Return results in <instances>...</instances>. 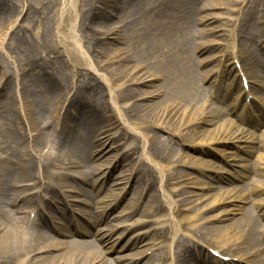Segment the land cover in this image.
I'll use <instances>...</instances> for the list:
<instances>
[{
  "label": "bare ground",
  "instance_id": "6f19581e",
  "mask_svg": "<svg viewBox=\"0 0 264 264\" xmlns=\"http://www.w3.org/2000/svg\"><path fill=\"white\" fill-rule=\"evenodd\" d=\"M67 1L71 8L62 11L55 22L56 31L50 39L44 32L31 34L28 26L15 27L16 21L11 26V29H15L10 31V35L9 31L0 29V58H5L14 68L12 75H4L0 79V96L3 95V104L0 103V106L2 113H5L0 122L4 128L3 135L0 133V145L1 148L8 149L6 156L0 158V188L2 185L4 189L8 186L4 184L7 164L10 166L12 187L11 201L8 204L11 210L0 209V264H106L100 250L85 249L86 241L61 242L44 235L40 227L48 223V227L59 236L55 231L59 227L62 235L69 236L70 233L78 237L90 236L95 242L111 245V250H114L115 243L121 237L115 238L112 243L113 231L105 233L104 229H94L101 225L102 219L107 218L115 207L114 194L100 198L99 189L110 179L116 168L121 169L123 176L116 179L115 186L119 187L120 183H124L123 180L128 185L129 180L132 181L136 186L133 190L135 204L140 202L143 193L148 195L146 205L138 214L140 217L147 216L150 223L160 225L161 228L152 230L156 233L149 240L150 247L133 253L129 264H140L145 257L151 256L147 264H165L166 261L163 260L167 256L172 261L170 264H211L204 260L206 256H203L202 261L182 259L181 253L188 254L196 245L218 251L224 257H229L231 263L234 259L238 260V264L242 261L249 263L251 258L264 256V201L254 206L256 217H242L225 227L209 226L214 222L229 221V217L240 210L236 208V204H245L247 199L237 191L227 190L222 195L214 194L206 199L204 195L192 193L190 197L195 196L196 199L174 201L171 196L180 193V188L171 187V192L167 193L160 186L165 184L164 186L169 187L173 185L172 180L180 184L179 179L186 175L178 171L179 166H195L202 171L211 172L215 165H194L190 155L175 153L169 143L161 140L157 134V131L168 134L170 142L173 137L181 136L177 133L180 129L194 127L186 137L192 143L189 147H196L197 151L210 146H225L224 144H231L238 149L240 147L237 145L254 144L258 136H249L247 130L241 129L232 120L220 121L214 130H204L205 133L202 134H199L198 128L201 125H211L221 114H225L221 109H209L212 104L206 98L209 96L216 102L222 101L218 92L222 79L230 76H240V79L243 75L249 80L250 88L255 84L261 90L264 89L261 74L257 69L250 68L256 67L259 59L254 54H247L246 48L240 45L245 41L259 48L257 56L262 57L261 66L264 70V21L263 29L258 30V36L256 32L250 34L247 31L246 36L243 35L245 26L241 22L245 17L243 10L247 7V0H212L199 9L194 6L198 0H155L154 5H148L145 0ZM91 1L93 6L90 5ZM22 3L21 8L25 9V14L29 17L31 5ZM232 4L235 5L234 8ZM127 6H131L133 11L125 12ZM15 7L18 5L14 0H0V20L3 16L8 17ZM220 8L241 16L237 19L226 18L229 21L227 29H224L225 26L207 25L205 28H198V31L196 29L192 35L188 34L191 17H195V26L206 22L216 23L219 16L207 12ZM118 15L125 17V20L119 25H113L112 20ZM97 20L102 21V24L91 30L90 24ZM68 25L72 28L78 25L87 33L89 43L95 46L100 44L98 46L101 47L98 51H92L91 56L82 52L78 46L64 51L67 54L66 63L71 62L73 66L72 78H78L81 74L77 69L86 70V73L81 74V79L74 80L75 82L71 81L70 75L63 69L55 67L53 64L56 62H52L49 57L55 54L53 60L64 58L65 55L60 54L58 49L66 46L63 31ZM233 26L234 30L228 28ZM88 28L90 32L86 30ZM216 34L224 38L223 43L215 39ZM126 37L130 38L126 41L128 46L116 48L119 42L126 44ZM258 38L262 40H259L260 44L256 42ZM217 47L222 48L220 52L210 54ZM38 48H43V53L46 50L48 58L38 60L36 54L32 56L33 51ZM11 49L18 50L19 60H12ZM105 50L110 51L109 55L104 56ZM190 50L193 51V56L187 54ZM102 56L104 59L95 61ZM213 63L207 70L198 71L202 85L208 83L206 87L199 86L195 90L198 85H189L192 64L200 69ZM18 65L20 69L17 68ZM88 76L93 77V80ZM9 77L15 83L12 88L8 86ZM231 84L225 88L228 93ZM199 89L206 92V97L199 98L202 94ZM162 96L171 102L163 105L159 99ZM236 100L230 104L229 113L234 114ZM256 112L258 114V110ZM79 113L82 123L75 117ZM259 121L264 125V114ZM170 123L173 125L170 126ZM237 123L242 125L244 121L238 120ZM249 127L257 129L256 125ZM198 136L201 137L199 140ZM69 138L81 149L64 147L63 140L67 141ZM46 143H49V147L43 152L38 147ZM258 146L264 151V143ZM248 149L249 146L245 148L246 151ZM121 150L124 152L120 155ZM250 151H247L248 155L251 154ZM217 152L226 154L223 150ZM172 155L176 157L173 158ZM201 162L203 161L200 160L199 165ZM255 163L260 173L264 174V155H258ZM136 164L138 168H135ZM148 170L157 174V181L161 184L156 193L149 189V179L141 186L142 178L150 176ZM71 182L91 185L92 194H87L84 190L79 192ZM258 184L252 187L253 192H264V184ZM204 186L207 185L202 184L198 190L202 191ZM206 189L211 190L212 187L208 186ZM116 194L119 197V193ZM80 197H87L91 202L78 200ZM49 201L61 205L62 209L55 211L63 218L69 215L68 222H55L53 214L51 220L59 227H51L49 222H45L44 213L49 208ZM0 205L4 206L5 203L0 202ZM92 208L94 212L88 215L86 209ZM220 208L224 210L214 216H206L219 212ZM131 214L127 213L126 216ZM76 217L86 220V227L79 225ZM73 220L76 223L68 225ZM144 223L146 221L138 220L127 225L124 230L128 231ZM86 228L92 231H87ZM148 234L136 235L128 247L138 248L140 238ZM179 238L186 241L180 242ZM166 239L169 241H165ZM173 246L176 248L175 252L172 251ZM63 248L66 250L64 254L49 257L53 251ZM250 248L253 251L247 253ZM150 250L154 253L145 256ZM207 259L213 262L211 256ZM216 263L223 264L220 261Z\"/></svg>",
  "mask_w": 264,
  "mask_h": 264
},
{
  "label": "rangeland",
  "instance_id": "374dc122",
  "mask_svg": "<svg viewBox=\"0 0 264 264\" xmlns=\"http://www.w3.org/2000/svg\"><path fill=\"white\" fill-rule=\"evenodd\" d=\"M23 2L28 3L29 5H31V9L29 11V17H27V15L25 14V9L22 10L21 5L23 4ZM146 2H148V5H154V1L155 0H145ZM209 1L212 0H198L195 2L194 6L195 9H199L201 7H203L202 5H204V3H207ZM226 1V0H225ZM67 0H14V3H16L18 5V7H15L14 10L10 13V15L8 17L3 16V18L0 20V29H4L9 31L8 35H10V31L14 30L15 28L11 29L12 24L16 21V23H14L15 27L16 26H23V27H29V31H31L32 33H36L41 32V33H46L48 35V38L50 39L53 35V33L56 31V27H57V23L56 20L58 19V17L60 16V14L62 13V11H64V9L66 8H71L70 5L67 4ZM143 2V3H146ZM247 7L244 8L243 12L245 14V17L243 19V21L241 22V24L243 26H245V29L243 30V35L246 36V31L247 33L250 32H256L257 36H258V30H262L263 29V19H264V12H263V8H264V0H247ZM90 5L93 6V1L90 2ZM232 8L235 7L234 4H232ZM145 7L147 6V4L144 5ZM143 6V7H144ZM129 11H133L132 7L127 6L125 8V12L129 13ZM207 13H212V15H217L219 16V20L216 21V23H208L206 22L204 25H198L195 26V17H191L190 18V24H189V31L188 34H193L196 29L198 31V28H205L207 25H210L211 27H217V26H225L224 29H227L226 27L228 26L227 23H229L228 20H225L226 18L228 19H232V18H239V16L237 14H233L231 13L228 9H214V10H209ZM125 20V17H121L120 15H118L116 18H114L112 20L113 25H119L122 23V21ZM71 23V22H70ZM99 24H102V21L97 20L96 23H93L91 26V30H95L99 27ZM230 25V24H229ZM234 25V24H233ZM221 27V28H223ZM229 29H235V26L233 27H228ZM248 28V29H247ZM11 29V30H10ZM86 30H90V28L86 29ZM90 32V31H89ZM198 34V33H196ZM87 33L83 32L82 29L77 25L75 26V28H72L71 26H65V30L63 31V38H64V42L66 44V46L64 48L58 49L60 51V54L65 55L64 58L61 57V59L58 61L57 59L53 60V57H55V54L53 55H49V57H51L52 62H56L55 64H53L55 67H57L58 69H63L65 71L66 74L70 75V77L73 75V66L71 62L66 63V57L67 54L64 53V51H70V49H72L73 47L78 46L82 52L88 54L89 56H91L92 51L96 50L98 51V49H101L100 44H96L92 45L91 43L88 42L87 39ZM215 39H217L218 41H220V43L224 42V38L218 36L217 34L214 36ZM261 39L263 40V36L261 34ZM256 38V37H255ZM129 37H126L124 42H126L127 40H129ZM256 39V42L258 44H260V40ZM13 43V41L11 42ZM81 45V47H80ZM241 46H244V48H246V52L247 54H254L256 55V57L259 59V64L256 65V67H251V69L253 70H258V72L261 74L262 76V81L261 84L264 85V70L262 68V64H261V60L262 57L261 56H257V52L259 51L258 47H256L254 44H249L246 43L245 41L240 43ZM257 45V44H256ZM128 46V42H126V44H124L123 42L119 44H116V48H125ZM103 47V46H102ZM43 48H38L35 51H33V53L31 54L33 56V54H36V59H41L44 57L48 58V56H46V50H44V53L42 52ZM45 49V48H44ZM222 48L221 47H217L216 50H212V52L210 54H216L217 52H220ZM11 51V58L12 60H19L20 56H18V50H10ZM95 51V53H96ZM110 51L105 50L104 51V56L109 55ZM187 54L189 56H193V51L190 50L187 52ZM104 56L97 58L95 61L102 60L104 59ZM261 57V58H260ZM106 60V59H105ZM51 64V62H49ZM17 63L15 64L16 67ZM214 65L211 64H207V66L202 67V68H198L196 66V64H192L190 67V79L188 80L189 85L192 87H195V90H197V88L199 86H203L206 87V85H208V83L203 84L202 82H200V77L198 76V71L199 70H207V68H210ZM67 66V67H66ZM18 69H20V66H17ZM205 68V69H204ZM80 70L79 72L81 74L86 73V70L83 69H77ZM76 70V73H77ZM14 68H12V65L10 63L7 62V60L3 57L0 58V79L2 78V76H10L12 75L14 72ZM197 72V74H196ZM72 73V74H71ZM102 73V72H100ZM194 73V74H193ZM81 74H79L78 78L75 77H71V81L74 80H78L81 79ZM90 75V74H88ZM89 78H91V80H93V77L88 76ZM87 77V78H88ZM194 78V80H193ZM10 79V77H9ZM70 81V82H71ZM75 82V81H74ZM233 82L232 80V76H230L229 78H224L221 80V84H219L218 88H221L218 90L219 92V96L221 97L220 99H222V101L220 100L219 102H215L212 100V98L209 100V96L206 97V92H202L200 89L199 91L202 93L199 95V98L202 99L203 96H205L207 98V102L210 104H212L210 108L213 109H217V110H222L225 114H221V116L218 119H215V121L213 123H211V125H201L198 129L199 134L205 133L204 130L207 131H212L214 130L216 127H218L219 122L220 121H233L235 122L236 125L240 126V128H244L245 130H247V133H249V136H252L253 134L255 135L254 138H256V136H258V138H256L254 144H243L241 146L237 145V147H240V149L234 147L231 144H224L225 146H213V147H205L202 148L203 150H195V148L189 147V145H191V140H188V138L186 137V135L188 134V132L191 131V129H194V127H189L188 130L186 129H180L179 132H177L178 134H180V137H173V140L169 142V139H171V137L168 134H165L163 132L157 131L158 136H160L159 138L161 140H166L169 145L173 148V150L175 151V153H184L186 155H190V157H192L191 161H193L194 165L196 166H205L207 164H211L214 163L215 165V169H213L211 172H206V171H202L198 168H195V166H190V167H183V166H179L178 171H182L184 172V174L186 175L183 179H179L180 180V184H178V182L176 180H172V184L169 187L164 186L163 184L161 185L159 181H157V174L152 173L151 171H149V177L147 178H142L141 182V186L144 183V181H146L147 179H149L150 181V187L149 189L153 192L156 193V191L158 190V187L160 186V188L162 187L163 190H165V192L170 193V189L172 187L173 188H180L178 189V191L180 190V193L178 192L177 194L172 195V199L176 202H179L181 199H189L190 201L193 199H196V197L192 196L193 194H197V195H204L205 199L206 198H210L212 197L214 194H220L222 195L223 192L225 191H237L239 192V194L241 195V197L246 198V202L245 204H236L237 205V209H240L239 211L235 212L234 215H231L229 217V221H225V222H214L209 224V226H220V227H225L228 224H232L233 222H235L236 219H241L246 218V217H256L257 212L254 209V206H256V204L260 203L261 201H264V192H253V188L255 186V184L257 183V186L259 185L258 182L260 184H264V174H261L258 170V167L256 166V157L260 154L264 155V151L260 150L261 148L258 146V144H262L264 143V125L261 124V122L258 125V120H257V113H252V114H248V113H240L241 111V107H242V100H239V104L236 105L235 108V114L233 115L232 113H229L228 110L230 109L229 106L231 103H234V100L236 99H240L241 98V93L239 94V81L234 79V83L236 84V87L230 88L229 93L227 91H225V88H227V86H229V84H231ZM233 83V84H234ZM159 83H157L158 85ZM15 85L14 81L12 82L10 79V83H9V87L12 88ZM162 87L164 88V84L161 83ZM166 85V84H165ZM253 90V95L250 97V100L253 99L251 105H249V108L253 110H258L260 109L261 111L264 109V90L260 89L257 85H253L252 87ZM198 92V91H197ZM196 92V93H197ZM214 92V89H213ZM228 96V97H226ZM226 97V98H225ZM160 101H162L163 105H165L168 102L167 98H163V96L161 98ZM0 103L3 104V95L0 96ZM0 104V105H1ZM208 105V104H207ZM2 109L0 106V122L2 121V119L5 117V113H2ZM244 112V111H243ZM44 115V113H42ZM47 117V116H46ZM77 119L79 120V123H82L83 119L82 116L77 114L75 116ZM239 118H243L244 121L247 124L250 125H254L257 124V129H251L248 125L245 124H240L237 123V121L239 120ZM72 119V118H71ZM178 120V118H177ZM176 120V122H177ZM172 123V122H171ZM170 123V126H172ZM166 126V125H165ZM3 130L4 128L1 127V123H0V133L1 135H3ZM147 132H149V130H147ZM151 134H152V130H151ZM204 135V134H203ZM263 136V137H261ZM168 138V139H167ZM199 138H201L200 136L197 137V140H199ZM72 140H70V138L66 141L63 140V144L64 147L66 148H70L72 147L75 150H80L81 147L80 146H76L74 145L72 142ZM123 143V142H122ZM120 143V145L122 144ZM117 145V144H116ZM114 145V147L116 146ZM2 145H0V158H4L8 152V149L5 148H1ZM247 146H249L248 150H251V154L248 155L247 151L245 150V148H247ZM49 147V143H46V145L44 146H39L38 148L43 150V152H46L48 150ZM199 148V147H198ZM190 149V150H189ZM220 150H223L226 154H220L217 152ZM196 151V152H195ZM124 152V150H121L120 155ZM172 157H176V155H172ZM236 159L235 161H232V159ZM134 159V157H133ZM184 161H188L185 158H182ZM239 159V160H238ZM241 159V160H240ZM202 160L203 162L200 163L199 165V161ZM181 160V162H184ZM237 161V162H236ZM126 163L129 161H125ZM135 162V161H134ZM138 164H136L135 168H138L137 166ZM8 169H7V173L5 174V182L4 184H8L7 187L9 188H0V202L5 203V205H0V209H3L5 211H10V206L8 205L10 200V197L12 196V187H11V177H10V166L9 164H7ZM146 167H148V165H146ZM247 168V169H245ZM83 170V169H82ZM81 170V171H82ZM90 170V168H89ZM215 171V172H214ZM168 172V171H167ZM201 172V174H200ZM123 172H121V169L116 168L114 170V173L110 175V179L106 182H104V185H101L100 190V198H102L103 196H112L114 194L115 196V204H113L115 207L109 212V215L107 216V218H103L102 219V223L99 227H96L94 229V231H97L99 229H104L105 233L106 231H113V235H112V240L111 242L113 243L114 239L117 237H121L120 240H118V242H116L115 244V249L111 250V245H104L101 241H94V239L90 236H85V237H78V236H73V234L69 233V236L66 235H62L59 231H61V229H59V226H56V224H54L51 220V215L53 214L54 218H55V222H61L62 223H66L68 222L69 216L66 215L65 218L59 216V213L57 211H55V209H62L60 204H57L54 201H49V208L46 210V212L44 213V218H45V222H49V226H56L59 227L57 230L55 229L56 232H58L60 234L59 235H55V233L53 232V230H51L48 227V223L47 225H43L40 227L41 232L46 235L49 236L51 238H54L56 240H59L61 242L66 241V242H71L74 243L75 241H80V242H85L86 241V247L85 249L89 250V251H96V250H100L102 252V256L104 257L105 261L107 262L106 264H129V261H131V256L133 255V253H135L136 251H144L146 249H148L150 246H148L149 240L151 237H154V234L156 233L155 231H152L153 229H155L156 227L160 228V225H155L150 223L149 218L146 217H140V215L138 214L139 211L142 210V208L146 205V199L148 197V195L146 194H142V198L140 200L139 203L135 204V199L134 198V194H133V190L135 189V184L130 180H129V185L126 184L125 180V186L124 183H120V185H118L119 187L115 186V182H117L118 179H121L123 174ZM137 176V174L135 175V177ZM241 176V177H239ZM239 178V180H238ZM117 179V180H116ZM222 179V183L218 182L219 180ZM241 179V180H240ZM116 180V181H115ZM120 181V180H119ZM73 186H76L74 189L77 188V190L79 192H82L84 190L85 193H89L92 194L93 190L91 189V185H83V184H79V183H73ZM182 183H185V185H183ZM193 183H197V184H193ZM207 185L204 186V189L198 190V188L201 187V185ZM123 186V187H122ZM182 186V187H181ZM209 187H212V189H206ZM120 188V189H119ZM98 189V186L96 187V190ZM255 189V188H254ZM257 190V189H256ZM113 193V194H112ZM116 193H119V197L117 196ZM81 199L78 200H87L90 201L91 200L87 197H80ZM95 198V197H94ZM94 198H92V202L94 203ZM104 198V197H103ZM113 197H109V199H112ZM137 199V198H136ZM195 204V203H194ZM193 204V205H194ZM20 205V204H19ZM199 205V204H197ZM181 206V204H180ZM195 206V205H194ZM90 208V207H88ZM225 208V207H224ZM224 208H220V210H218L219 212H215L211 215H206L207 217L210 216H214V214H218L220 212H222V210H224ZM83 210V209H82ZM85 210V208H84ZM88 215H91V213L94 212L93 208L89 209L85 211ZM132 213L130 216H126L127 213ZM124 214V215H120V214ZM22 216V215H21ZM77 218V217H76ZM53 219V218H52ZM51 220V221H50ZM79 225L86 227V220H83L82 217L77 218ZM138 220H143L146 221V223L142 224L141 226L139 225L136 228H131L128 229V231L124 230V228L127 227V225L132 224L133 222H136ZM54 221V220H53ZM149 221V222H148ZM75 222V221H74ZM76 223V222H75ZM46 224V223H45ZM68 225H70V223H68ZM264 225V223H263ZM71 226V225H70ZM204 226V225H203ZM202 226V227H203ZM261 226V225H260ZM87 229V228H86ZM87 231H92L90 229H87ZM64 232V231H63ZM67 233V232H65ZM145 233H149L148 235H143L142 238H140L139 240V244H138V248L135 247H131L129 248L128 245L130 243L133 242L134 238L137 237L139 234H145ZM63 237H62V236ZM137 235V236H136ZM141 237V236H140ZM159 241V239L157 240ZM165 241H169V240H165ZM180 242H185L186 240H184L183 238H179ZM147 245V246H146ZM110 248V249H108ZM176 248L173 246V252H175ZM65 248L60 249V250H56L53 251V253H51V255L49 256L50 258L53 256H58L61 254H64L65 252ZM201 252V253H198ZM253 251V248L248 249V252ZM172 252V253H173ZM183 252V251H182ZM154 252H150L145 255V256H150L151 254H153ZM208 252L204 249H201V246H195L193 251H191L188 254L185 253H181L182 255V259H189L191 261L194 260H198V259H202L204 258L203 255H205L206 257H208ZM125 259H122V258ZM127 257V258H126ZM168 258L163 260L166 261L165 264H170L172 263L171 259L169 258V256H167ZM146 259L142 260L140 262V264H147L146 262L152 258L149 257H145ZM261 259V260H260ZM173 260V259H172ZM175 261V260H173ZM249 263L247 261H242V264H250V262L253 264H263L264 263V256H259V257H255V258H251L248 260ZM64 262V261H62ZM134 261H132L133 263ZM157 263V262H155ZM139 264V263H138ZM153 264V263H151ZM233 264H238V260L236 259L234 261Z\"/></svg>",
  "mask_w": 264,
  "mask_h": 264
}]
</instances>
